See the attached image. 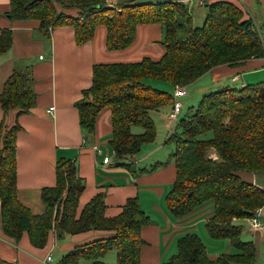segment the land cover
I'll return each mask as SVG.
<instances>
[{
	"label": "trees",
	"instance_id": "16d2710c",
	"mask_svg": "<svg viewBox=\"0 0 264 264\" xmlns=\"http://www.w3.org/2000/svg\"><path fill=\"white\" fill-rule=\"evenodd\" d=\"M203 6L207 13L201 27L193 25L189 8L174 0H133L114 7L108 6V0H10L6 17L38 21L46 34L70 26L77 45L91 41L97 28L104 26L108 51L129 49L140 26L160 24L165 28L164 54L159 60L144 57L138 62L95 64L90 88L84 89L75 103L86 143L94 135L101 114L111 111L110 145L116 159L123 161L135 158L143 145L156 140L152 112L173 105V93L144 83L146 79L163 81L174 88L187 87L217 66L264 58V30L246 19L240 7L228 1ZM180 30H186L187 37H179ZM12 44V31L1 30L0 55ZM32 82L28 71H14L9 76L0 93L5 114L16 110L21 115L35 107L37 94ZM192 110L179 122L177 118L167 140L175 145L176 176L165 197L166 207L181 220L211 203L213 214L205 223L207 233L211 239L229 241L235 252L211 257L202 238L187 232L177 240V252L168 264H256L257 247L243 240L242 225L235 221L250 219L264 207V190L242 175L264 169V81L207 93ZM136 126L143 131L134 133ZM21 130L18 123L0 124V225L4 236L19 241L27 234L32 246L42 249L52 232L63 237L108 231L109 237L71 249L59 264H82L83 259L87 264H141L145 245L142 231L151 220L139 198H128L117 216L108 217L105 194L98 193L77 218L86 184L76 160L57 162L56 185L42 189V214L34 215L20 202L17 136ZM120 163L132 173L145 172ZM113 249L117 261L104 262L102 258ZM0 264L19 263L0 258Z\"/></svg>",
	"mask_w": 264,
	"mask_h": 264
},
{
	"label": "crops",
	"instance_id": "0c3cea01",
	"mask_svg": "<svg viewBox=\"0 0 264 264\" xmlns=\"http://www.w3.org/2000/svg\"><path fill=\"white\" fill-rule=\"evenodd\" d=\"M109 1L114 6L121 4L120 0ZM163 1L168 0H151L146 3ZM174 1L185 4L190 13L195 10V6L199 7V0ZM218 1L234 3L244 11L246 19H252L257 27L264 30V0H207L206 3ZM9 10L10 0H0V32L3 29H10L13 35L12 47L0 55V93L14 71H28L33 78L32 88L37 94L35 107L28 113L18 115L16 110H11L5 114L0 107V124L13 126L18 123L22 127L17 136V189L20 202L34 215L42 214L45 211L41 197L42 189L56 185L57 162L60 159L76 160L79 175L86 184L80 196L77 218L85 205L98 193L105 194L108 217L117 216L128 198L138 197L142 209L151 220L150 225L142 231L145 245L140 254L141 264H168L169 259L177 252V240L184 233L197 230L196 226L200 220L206 223L213 214V205L206 204L186 219H175L165 202V197L175 181V163L160 167L167 156L165 153L157 156L155 154L149 159L146 156L140 160L144 167L137 170L135 162L123 163L116 159L110 145L112 134L110 110H105L98 118L96 131L86 143L75 106L82 98L83 90L90 88L92 84V69L95 64L138 62L144 57L159 60L164 54L165 28L160 24L140 26L137 39L129 49L108 51L107 30L103 28L104 26L97 28L91 41L77 45L72 27L54 28L46 34L38 21L11 20L1 16ZM204 16L201 14L199 21L195 22H204ZM192 22L194 23L193 18ZM263 81L264 58H254L235 65L217 66L190 86L193 91L198 89L202 96L230 86L229 83H240L241 87H244ZM157 85L174 94L173 85L164 86L161 83ZM52 107L54 109L50 110ZM165 109L167 111L169 108L164 107L160 111L152 112L155 123L157 114ZM96 146L102 150L101 154L95 151ZM150 147L151 143L143 145L142 148L160 149ZM105 156L110 157V163H103ZM160 158L162 159L159 160ZM133 159L137 161L136 157ZM117 162L130 164L136 171L143 169L145 172L132 173L128 168L119 166L121 163L118 165ZM155 165L158 167L154 169ZM242 175L264 190V169ZM263 219L264 207L261 210V222ZM245 220L248 228L242 232V236L246 241L255 243L258 252L257 263L264 264L260 263L261 259L264 262V253L260 251V246L264 244V233L251 228L249 219ZM110 235L108 231L91 230L59 237L52 232L46 247L39 249L32 246L27 234L19 241L7 238L0 225V258L19 264H49L46 258L52 254L50 264H59L62 257L74 247ZM230 248L232 246L228 241L223 253L230 252ZM56 249L59 250L57 260L54 256ZM207 249L211 257L219 255L211 252L209 247ZM112 255L109 256L111 258L108 262L115 263L117 256Z\"/></svg>",
	"mask_w": 264,
	"mask_h": 264
},
{
	"label": "rangeland",
	"instance_id": "374dc122",
	"mask_svg": "<svg viewBox=\"0 0 264 264\" xmlns=\"http://www.w3.org/2000/svg\"><path fill=\"white\" fill-rule=\"evenodd\" d=\"M120 1H121V4H129V3L133 2V0H120ZM134 1H138V3H146L147 1H151V0H134ZM116 3H118V2H116ZM108 6L109 7H114L113 3L111 1H109V0H108ZM198 6H199V4H198ZM206 13H207V7L206 6H203V7L195 6V10H192V13H191L192 18L194 20L193 25L196 26V27H201L203 25V22L198 23V22H195V21H199L200 15L201 14L206 15ZM1 16L2 17H6V13L5 14L2 13ZM103 28H105V27H103ZM179 37H182V38L187 37L186 30L185 31L184 30H180ZM144 83H146V84H148V85H150V86H152V87H154L156 89H159L161 91H167V90H165V89H163L161 87H158L157 84L161 83L164 86H171L169 83H165V82L157 81V80H151V79H146L144 81ZM229 85L231 87L241 88L240 83H229ZM191 86L189 85V86L186 87V92H187L186 97L185 98H180V101L182 103V110H181L182 114L180 115V113H179L178 122L180 121V119L184 118L188 113L192 114L194 112L191 107L192 106L193 107H197V105L199 104L200 100L202 99V97L204 95L203 94L201 96V92L198 89H195V91H193V88H191ZM212 92H214V91H212ZM208 93H210V92H208ZM166 107L169 108L167 111L165 109V110L161 111V113L157 114V120H156L157 137H156V140L151 143V147L153 146V149H154V147L155 148H160V149L159 150H144L142 148L141 152H139L137 154V156H136L137 161H135L132 158H127V159L123 160V163H127V162L134 163L135 162V167L138 170V169H141V168L144 167V165L139 162L144 157L147 156L148 159H149L155 154L157 156L159 154L161 155V154L165 153L167 157L165 159H163V161L161 162V166L160 167H167L170 164H173V162H174L173 153L175 151V145L173 143H169L167 140H168L169 134H171L173 132V130L175 129L176 123H174L173 121H171L169 119V116L172 114V111H173V106L171 105L169 107L168 106H166ZM162 114H164V116H162ZM152 116H153V114H152ZM167 127H168V129H167ZM142 131H143V129L140 128L139 126L133 127V132L136 133V134L141 133ZM210 155L213 158H216L215 154L211 153ZM161 159L162 158H160L159 160H161ZM114 161H116V160H114ZM236 221L239 223V225H242L243 231H245V229L248 228L247 223H246L247 220L240 219V220H236ZM236 221H235V223L238 224ZM198 223L199 224H197V226H196L197 230H195L194 233H197L202 238V240L207 244V247H209L210 251L211 252H215V253H219V254L225 252V248H226V245H227L228 241L227 240H214V239H211L208 236V234H207V230H206V227H205V222H203V220H200ZM262 223L264 225V219L262 220ZM262 233H264V231H262ZM242 238H243L244 241H246L244 239V236H242ZM172 251H174V250H172ZM229 251H230L229 253H233V252H235V249L232 247V248L229 249ZM260 251H261L262 254L264 253V244L262 246H260ZM112 254H115V256H117V252H116L115 249H113L112 251L107 253L102 258V260L104 261V259H106V261H104V262L110 263V262H108V260H110V258H111L109 256H113ZM58 255H59V250L56 249L55 252H54V256H55L56 260L59 257ZM116 261H117V259H116ZM81 263L82 264H87L88 261L83 259L81 261ZM111 263H113V262H111ZM260 263H264L262 259H261ZM256 264H258V263H256Z\"/></svg>",
	"mask_w": 264,
	"mask_h": 264
},
{
	"label": "built area",
	"instance_id": "2783aa9c",
	"mask_svg": "<svg viewBox=\"0 0 264 264\" xmlns=\"http://www.w3.org/2000/svg\"><path fill=\"white\" fill-rule=\"evenodd\" d=\"M206 2H207V0H199V4L201 6L204 5ZM186 95H187L186 87H180V86L175 87L174 94H173L174 101H173V105H172L173 106V111H172V114L169 116V119L171 121H173L174 123L177 122L178 115H179V113L182 110V103L180 101V98H182V97H184ZM53 109H54V107L50 108V110H53ZM95 151L98 154L102 153V150L98 146H96ZM103 163L104 164L110 163V157L109 156H105L103 158ZM261 210L262 209L257 210L255 216L249 219V223H250V227L251 228L262 232V231H264V225H263V223L260 220V218H261ZM46 261L50 264V262L52 261V254H50L46 258Z\"/></svg>",
	"mask_w": 264,
	"mask_h": 264
}]
</instances>
